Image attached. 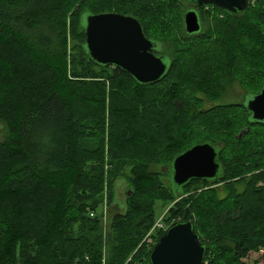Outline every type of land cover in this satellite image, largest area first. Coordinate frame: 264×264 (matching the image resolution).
Masks as SVG:
<instances>
[{"label":"trees","instance_id":"1","mask_svg":"<svg viewBox=\"0 0 264 264\" xmlns=\"http://www.w3.org/2000/svg\"><path fill=\"white\" fill-rule=\"evenodd\" d=\"M188 10L178 0H0V120L9 132L0 144V264H150L158 201L173 204L167 224L192 222L203 264H250L264 250V123L243 103L204 108L234 84L261 91L264 0L236 15L203 6V29L192 35ZM103 12L140 21L170 57L161 81L141 84L89 57L82 20ZM202 143L218 148V178L167 188L153 166ZM121 182L124 212L105 239L103 195L111 210ZM195 184L204 189L191 194Z\"/></svg>","mask_w":264,"mask_h":264},{"label":"water","instance_id":"2","mask_svg":"<svg viewBox=\"0 0 264 264\" xmlns=\"http://www.w3.org/2000/svg\"><path fill=\"white\" fill-rule=\"evenodd\" d=\"M198 7L216 6L236 15L248 8L249 0H178ZM84 45L89 57L99 65L121 68L139 83L151 85L161 81L169 70L166 57L156 54L157 43L145 33L140 21L114 12L87 14L83 17ZM187 34L199 33L202 24L197 11L184 16ZM245 105L254 122L264 123V85ZM242 136V133L239 137ZM174 187L191 180L217 179L221 170L218 148L210 143L197 144L172 162ZM206 247L192 222L172 223L149 253L150 264H203Z\"/></svg>","mask_w":264,"mask_h":264},{"label":"rangeland","instance_id":"3","mask_svg":"<svg viewBox=\"0 0 264 264\" xmlns=\"http://www.w3.org/2000/svg\"><path fill=\"white\" fill-rule=\"evenodd\" d=\"M188 5H189V10L192 9V10L197 11L195 9L194 5H192V4L191 5L188 4ZM209 12H211V10ZM246 34H247V36H249L250 34H253V32L246 29ZM75 45L78 46V42L77 41L75 42V39L71 35H69L68 50L71 52H75L77 50V49H75ZM241 47L244 48L243 46H241ZM2 53L4 54L5 52H2ZM165 62L167 64H169V60H165ZM8 87H9V85H8ZM248 88L243 89L239 85L234 84L220 100H216V101L209 100V102L205 103L204 108H209L213 105L230 104V103L231 104H235V103L247 104L248 101L252 98L251 95L247 94V92L250 91V90H248ZM24 92L28 93V89H25ZM8 135H9V132H8V128H7L6 124L0 120V144H2L7 139ZM170 167H171L170 164H163V165H159V166H153V169L162 173V175H163L162 181L167 188H169V189L173 188L174 189L175 185L173 183V175H172V170H170ZM125 185H126L125 182H121V184H119V191H118L119 200L117 203H115L113 205L111 210H110L111 206L109 205L110 203L108 202V198H109L108 194L105 193L107 195H103L104 205H103V218H102V234H103L105 239H109V237L111 235V218H113L114 214H116V213H123L124 212V208H122V207L124 206L123 203L125 201V192H126L125 191ZM223 185H224V183H219V184L214 183V185H213V187H217L219 189L220 195L226 194L224 191ZM259 186L264 187V181L260 182ZM190 189H191V194L195 193V192H201L204 189V185L203 184H195ZM240 190H241V187H239V191ZM184 192H186V191H184ZM184 192L182 193L183 198H187L190 196L189 192H186V193H184ZM25 194L26 193H19L16 196H18V198L22 199ZM121 204H122V206H121ZM172 205L173 204L170 205V203H164L163 201H158L157 206H156L157 220H160L164 215H165V219L167 220L166 213L168 212V209ZM125 207H126V205H125ZM5 208H7V207H5ZM16 211H17V214H19V212L21 210L18 209ZM39 212H41V210ZM16 218H17V215L9 216V219H8L9 223L10 224L15 223ZM174 222H176V221L173 220L172 223H174ZM18 236L21 237V235H18ZM152 243L155 246V244H156L155 240H153V242H148L147 244L151 245ZM103 252L106 255V251H103ZM17 253H18V251H17ZM247 261L250 264H264V250H260V252H257V253H252L250 256V259H248Z\"/></svg>","mask_w":264,"mask_h":264},{"label":"built area","instance_id":"4","mask_svg":"<svg viewBox=\"0 0 264 264\" xmlns=\"http://www.w3.org/2000/svg\"><path fill=\"white\" fill-rule=\"evenodd\" d=\"M252 2L254 3L255 0H249V3ZM107 195V194H105ZM168 227V224L167 222L161 218L160 220H157L154 227L152 228V230L150 231V233L147 235L148 237V242H152L153 241V238H152V234L155 233L156 231H159V230H162V231H165Z\"/></svg>","mask_w":264,"mask_h":264},{"label":"flooded vegetation","instance_id":"5","mask_svg":"<svg viewBox=\"0 0 264 264\" xmlns=\"http://www.w3.org/2000/svg\"><path fill=\"white\" fill-rule=\"evenodd\" d=\"M187 4H188V3H187ZM190 5H191V4H190ZM195 8H197V6H195ZM200 8H201V7H198L199 11H200ZM198 9H196V10H197V13H198ZM198 15H199V13H198ZM199 18H200V16H199ZM200 21H201V24L203 25V20L201 19ZM202 29H203V26H202ZM202 29H201V30H202ZM161 50H162V48L160 47V45H159V46L157 45V48H156V54H157V55H160V56H165V57H166V60H169V64H168V65L170 66V62H171L170 57H169L168 55L161 54V53H163ZM227 92H228V91H227ZM219 100H220V99H219ZM121 206H122V204H121ZM177 222H178V221H177Z\"/></svg>","mask_w":264,"mask_h":264}]
</instances>
